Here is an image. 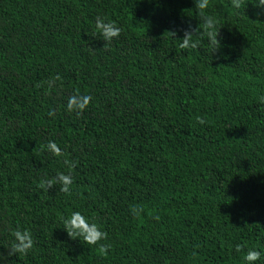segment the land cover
Listing matches in <instances>:
<instances>
[{
    "label": "trees",
    "instance_id": "obj_1",
    "mask_svg": "<svg viewBox=\"0 0 264 264\" xmlns=\"http://www.w3.org/2000/svg\"><path fill=\"white\" fill-rule=\"evenodd\" d=\"M254 2L210 0L213 54L207 38L179 48L202 22L194 0H0V252L16 228L35 239L10 264H247L249 248L264 264V9ZM98 17L122 29L106 48ZM77 90L92 98L81 115L66 108ZM50 140L62 156L41 151ZM65 160L77 162L72 194L40 189L69 172ZM73 211L107 232L106 257L68 236Z\"/></svg>",
    "mask_w": 264,
    "mask_h": 264
},
{
    "label": "clouds",
    "instance_id": "obj_2",
    "mask_svg": "<svg viewBox=\"0 0 264 264\" xmlns=\"http://www.w3.org/2000/svg\"><path fill=\"white\" fill-rule=\"evenodd\" d=\"M195 9L199 17L202 18V22L195 29L184 30L183 38H179L181 41L179 43V48L182 50H192L200 46L201 41L207 38L209 47L212 49L213 54L220 51L222 45L220 37V30L217 28L218 21L211 15H206V10L209 8L210 0H194ZM254 7L264 9V0H255L253 3ZM231 6L234 9H240L244 6V0H231ZM95 27L97 33L102 37V40L106 43L104 47L106 48L108 44L115 38L121 35L122 29L117 25L115 21L98 17L95 22ZM171 33L173 36L177 37V33L174 31H166ZM195 37V39H194ZM59 76L54 77L52 80L47 81L49 90L54 86L56 80H61ZM42 86V85H41ZM91 96L82 95L77 90L73 95L68 97L67 101V111L69 113L75 112L77 115H81L90 105ZM260 102L264 103V96H261ZM50 116L55 115V111L49 112ZM197 122L200 124L205 123L203 117L197 116ZM41 151L45 149L52 153L53 155L59 157L62 156L63 150L54 141H48L46 145H40ZM64 164L68 167L69 172H58L56 176L48 178L44 176L38 183V187L44 192H49L54 186L59 185V190L65 194L71 195L72 185L74 183V178L71 174V170L75 169L77 166L76 161L65 160ZM134 216H139L143 211L142 208L133 207L131 209ZM159 219V217H155ZM64 229L67 234L72 239L83 238V242L88 245H98V253L104 257L108 255L109 248L111 245L103 244L108 238L106 231L102 230V227L95 222H90L89 218L86 217L79 211H73L71 215L63 219ZM13 240L10 245H5L7 255L0 252V260H4L10 264V257L14 256H26L35 246V239L33 234L28 229L16 228L11 233ZM237 252H243L242 245H236ZM195 254V253H194ZM261 257V252L259 250L249 248L246 253H244L243 259L247 264H254L255 261L259 260Z\"/></svg>",
    "mask_w": 264,
    "mask_h": 264
}]
</instances>
